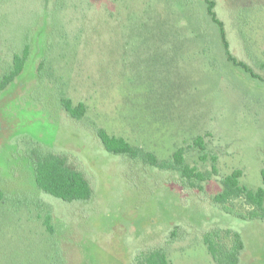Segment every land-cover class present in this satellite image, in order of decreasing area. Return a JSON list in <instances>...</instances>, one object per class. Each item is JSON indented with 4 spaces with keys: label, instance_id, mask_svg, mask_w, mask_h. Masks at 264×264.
I'll use <instances>...</instances> for the list:
<instances>
[{
    "label": "rangeland",
    "instance_id": "374dc122",
    "mask_svg": "<svg viewBox=\"0 0 264 264\" xmlns=\"http://www.w3.org/2000/svg\"><path fill=\"white\" fill-rule=\"evenodd\" d=\"M214 1L232 55L264 76V0ZM26 45L24 71L0 91V264H139L175 229L171 264H216L202 241L216 228L223 246L227 230L241 237L239 264H264V219L213 203L234 170L262 186L264 83L229 62L204 0H0V77ZM60 91L87 105L82 121L63 110ZM93 127L161 160L183 147L202 171L210 163L191 145L206 135L220 175L190 191L179 173L108 153ZM35 146L68 155L92 198L39 191L27 156ZM227 206L250 210L242 199Z\"/></svg>",
    "mask_w": 264,
    "mask_h": 264
},
{
    "label": "trees",
    "instance_id": "16d2710c",
    "mask_svg": "<svg viewBox=\"0 0 264 264\" xmlns=\"http://www.w3.org/2000/svg\"><path fill=\"white\" fill-rule=\"evenodd\" d=\"M207 6V14L212 22L220 28L226 56L235 67L248 73L251 77L264 83V76L256 74L252 67L242 61H238L229 49V43L225 37L224 23L219 19L216 12V2L214 0H204ZM75 5V4H74ZM31 55L30 46L26 45L22 52L15 53L12 57L10 69L0 77V91L6 89L24 71ZM45 61H40L38 70H43ZM264 70V63L261 64ZM262 70V71H263ZM60 100L63 110L74 121H82L87 114V105L83 102L75 105L73 101L60 91ZM91 131L99 138L104 149L114 155L123 156L131 160L150 165L165 171L179 173L180 182L190 191H203L204 184L208 183L213 177H219V157L216 154H209L208 142L205 136H198L192 148L201 153V162L210 163V169L202 171L198 166L191 165L187 160L185 148L177 149L172 158L168 160L159 159L154 153L145 151L143 148L135 146L123 137L111 135L103 128H91ZM27 151V150H26ZM27 156L32 163L33 174L39 191L55 197L64 202H86L89 201L94 193L92 182L86 177L85 173L72 166L69 156L64 153H53L35 146ZM244 172L240 169L234 170L229 175L221 179L222 191L217 194L213 203L226 214L236 216L241 219H264V169L261 171L262 186L258 189H250L241 183ZM242 199L250 208L247 213H239L228 207V203ZM7 200V195L0 188V204ZM19 208L20 206L17 205ZM44 225L49 232H53L51 216H47ZM219 229L205 231L202 241L206 245L210 255L216 264H239L240 253L243 250L241 237L227 230V236L231 237V245L223 246L219 242ZM179 240V233L175 229L168 235L166 241L155 247H149L138 254L139 264H171L168 257L172 249ZM217 241V242H216Z\"/></svg>",
    "mask_w": 264,
    "mask_h": 264
}]
</instances>
